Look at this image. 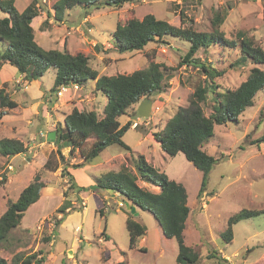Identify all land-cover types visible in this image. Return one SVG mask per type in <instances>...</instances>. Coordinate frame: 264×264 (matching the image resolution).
<instances>
[{"label": "rangeland", "instance_id": "obj_1", "mask_svg": "<svg viewBox=\"0 0 264 264\" xmlns=\"http://www.w3.org/2000/svg\"><path fill=\"white\" fill-rule=\"evenodd\" d=\"M32 1L14 0L20 12ZM54 1H38L41 7L32 22L35 39L42 47L83 53L89 57L90 65L100 75L131 73L147 67L152 60L175 69L172 70L170 88L148 96L153 102L149 117H138V106L144 99L120 117L123 125L131 123L122 136L123 141L131 147L130 150L118 143H111L93 161L82 166H68L74 184L71 191L67 192L68 200H78L77 205H72L71 213L79 212L74 217L73 214L70 215V224L73 226L81 221L83 200L77 195L79 191H83L82 195L88 196L87 210L83 220L84 227L77 236H82V240L91 239L92 243H80L72 249L74 254H71L68 249L75 232H71L69 224L62 225L64 220L55 226L54 236L46 227L41 230L36 228L39 224L36 221L42 212L54 211L58 204V199H55L49 204H37L25 212L21 225L13 228L7 238L0 242V258H5L12 264L17 255L26 258L36 254V260L44 257L41 264H105L108 260L104 257L107 255L106 251H109L110 261L114 262L125 258L129 264H177L178 243L175 239L164 236L152 211L141 209L138 215H134L147 227L146 235L142 236L147 239V243H141L142 247L132 249L124 220L128 215L127 207H112L106 210L103 217L96 209L97 198L101 196H96L98 178L102 173L112 169L120 170L122 166L137 172L135 162L143 154L158 171L165 172L171 179L185 186L191 208L184 230L185 243L199 253L198 264H264V213L236 223L231 242L222 238L231 215L244 208L264 211V142L252 143L264 135V89L256 94L254 105L248 107L238 120H228L215 126V135L205 144L204 149L219 158V161L209 172L203 193L199 194L203 171L196 168L183 152L170 156L155 139V132L165 127L180 106L189 104L192 93L206 78L193 65H179L191 42L167 35L164 41L152 42L141 51L121 53L112 35L117 24L125 22L131 13L138 18L152 13L177 26H192L201 32L213 31V21L220 15L223 18L220 29L227 38L240 42L238 35L243 32L256 45L264 48V0H135L116 8L92 7L88 9L90 12L87 16L84 15L86 8L78 5L70 9L64 19L54 17ZM0 15L2 17L5 14L0 10ZM197 56L211 62L218 70H224L215 79L220 85V92L236 89L255 66L251 60L238 64L240 48L219 43L202 47ZM259 66L264 69V64ZM13 72L14 70L6 69L7 76ZM54 72L51 67L41 78L40 84L27 82L26 79L23 81L21 76L18 77V71L12 79L7 78L5 71L0 75V88L3 87L6 93L20 102L16 109H2L5 114L0 118V138L15 135L28 145V150L21 155L7 158L0 154V216L5 212L9 199H15L17 195L19 197L20 189L39 170L40 158L33 155V152L36 153L34 149H40L38 139H41V143L44 141L51 144L52 139L46 131L48 122L52 124L54 131L58 126L65 127V117L75 107L80 110H95L99 117L103 116L106 96L95 92V87H92L94 80H89L78 88L70 84L60 93L53 92ZM38 85L46 97L38 93ZM214 96L215 94L210 93L208 100L202 103L207 116L215 112ZM24 99L26 104L23 103ZM24 107L29 110L35 107L34 111H42L43 114L40 118H34L33 122H27V117H23ZM47 107L51 115L45 116L43 110ZM12 126H15L14 131ZM40 132L47 134V137H40ZM33 133H39L37 138L31 136ZM92 141L93 138L88 139L86 146ZM56 148L55 145L53 150ZM28 156L34 158L32 162L27 161ZM82 160L80 151L75 149L70 161L77 164ZM40 171L42 173L43 169ZM44 176L55 179L50 173H44ZM138 183L155 192L160 190L158 186L141 180ZM99 192L104 195L107 193L103 188ZM121 196L123 195L119 194L115 199H123L124 196ZM59 218L56 212L50 217L54 223ZM105 233L110 235L111 240L103 243L99 238L104 239ZM54 238L55 241L51 244ZM36 260L31 264H39Z\"/></svg>", "mask_w": 264, "mask_h": 264}, {"label": "trees", "instance_id": "obj_2", "mask_svg": "<svg viewBox=\"0 0 264 264\" xmlns=\"http://www.w3.org/2000/svg\"><path fill=\"white\" fill-rule=\"evenodd\" d=\"M38 1L41 0H33L20 12L14 0H0V10L5 14L0 16V69L4 64H11L27 81L40 83L43 75L53 67L56 70L53 92H58L62 85L69 86L75 83L83 86L87 81L94 80L95 92H101L106 96L102 117H99L95 110H80L75 107L65 117L63 123L65 127L58 126L55 130L54 142L57 148L50 152L43 167L56 171L62 165V176H68L72 182L73 178L68 166H82L86 162L93 161L111 143H118L125 149H131L122 139L131 123L123 125L120 117L145 97L167 91L171 86L172 70L175 68L152 60L147 67L131 73L100 75L98 70L90 65L89 57L83 53H71L66 49H46L35 39V28L32 24L33 19L39 14L38 8L41 7ZM132 1L135 0H55L52 8L55 11V18L64 19L65 14L78 5L86 8L84 15H88L90 12L88 9L92 7L116 8ZM130 15L125 22L118 23L112 33L119 52L141 51L148 44L160 43L164 41L165 36L172 35L191 42L179 65L186 63L193 65L206 77L204 83H200L192 93L189 104L180 106L165 127L155 132V139L164 152L170 156L183 152L196 168L203 171V182L199 190V194H202L209 172L219 161V158L208 153L204 146L215 135L216 125L226 123L228 120H238L248 107L254 105L256 94L264 89V69L259 66L264 64V48L256 45L254 40L243 32L238 35L240 42L227 38L220 29V24L223 23L220 15H217L213 21L214 29L211 32L197 31L192 26H177L152 13L146 14L143 18H138L134 13ZM214 43L240 48L241 56L238 64L248 60L255 64L246 80L236 89L227 92L218 91L220 85L215 79L221 76L224 70H218L214 64L197 56V52L202 47L207 48ZM210 93L215 94L213 105L215 112L207 116L202 103L208 100ZM17 105L18 102L6 93L3 87L0 88V118L5 114L2 109H12ZM90 138H93V141L86 146ZM66 141L71 147L68 155L62 148ZM258 142H264V135L252 143ZM75 149L81 153L83 158L81 163L73 164L70 161ZM27 150L28 145L20 139L0 138V154L7 158L25 153ZM135 169L137 172L122 166L120 170L105 171L98 178V186L108 192L121 193L124 199L131 202L132 208L138 206L143 210L152 211L165 237L174 238L178 243L177 264H198L199 253L185 243L184 230L191 211L185 186L171 179L165 172L158 171L143 154L136 160ZM41 178V171H38L16 200L9 199L6 211L0 216V242L7 238L13 228L21 224L27 209L39 199L41 190L45 186ZM138 180L158 186L160 190L155 192L146 189L139 185ZM67 196L65 192V197ZM71 206L70 200L66 199L57 209L58 212L64 213L57 225L65 219L69 213L66 209ZM98 211L104 214V204L100 205ZM135 212L136 208L135 211L128 210L126 219L130 248H134L139 238L147 233V227L134 217ZM261 213L264 211L244 208L231 215L222 238L231 242L236 223ZM106 252L104 259L108 260L110 252ZM35 257L36 254L26 258L17 255L13 258L12 264H31L37 259ZM43 258L36 260L37 263L41 264ZM0 264H9V262L5 258H0ZM112 264L129 263L124 258Z\"/></svg>", "mask_w": 264, "mask_h": 264}, {"label": "crops", "instance_id": "obj_3", "mask_svg": "<svg viewBox=\"0 0 264 264\" xmlns=\"http://www.w3.org/2000/svg\"><path fill=\"white\" fill-rule=\"evenodd\" d=\"M44 1H46V0H44ZM49 1H52V0H49ZM28 6V5H27ZM26 6V7H27ZM52 10V9H51ZM1 16V15H0ZM50 49H52V48H50ZM13 65H11V64H4L3 66H2V68H1V71H0V75L2 76V74H3V72L5 71V75H6V69H10V70H14V72L11 74V75H6L7 76V78H10V79H12L13 78V76H14V73L16 72V71H18L17 70V68L15 67V66H13ZM54 80H55V75H56V70L54 69ZM19 73V72H18ZM21 76V78H22V80L23 81H25L24 79V77H23V75L22 74H20L19 73V75H18V77H20ZM4 78V77H3ZM2 78V80L4 81V79ZM27 82H29V81H27ZM30 83H35V84H37L38 82H36V81H31ZM40 83H42L41 81H40ZM40 83H38V84H40ZM85 85V84H84ZM93 88L95 87V81H93V86H92ZM37 90H38V93H41V96H43L44 94L42 93V90L40 89V86L38 85L37 86ZM94 90V89H93ZM93 90H92V93H93ZM28 94H26V96H27ZM46 97V96H45ZM17 102H18V105H17V107H19L20 106V102H19V100H17L16 98H14ZM26 99V98H25ZM23 100V103L24 104H26L25 103V101L26 100ZM47 104H49L48 102H47ZM36 105H39V104H36ZM17 107H15V109L17 108ZM27 107H24L23 108V117H27L26 119H25V121H27V122H33V120H34V118H40V116H42V111L41 112H39L38 110H35L34 111V109H35V107H32V108H30L31 110H29V109H26ZM47 108H48V110H47ZM47 108H44V110H43V112L45 113V116H47V114L49 115L50 113H48L49 112V107H47ZM6 109H10V108H6ZM12 109H14V108H12ZM31 111H33V113L31 114ZM35 112H37L39 115H37ZM47 112V113H46ZM6 115H8L7 114V112H6ZM51 115V114H50ZM51 120V119H50ZM47 121H48V119H47ZM51 123L50 122H48V127H47V130L46 131H48V133H50V132H55L54 130H53V126H52V124L50 125ZM52 126V127H51ZM14 128H15V126H12V131H14ZM42 130V129H41ZM39 134V133H38ZM38 134H31V136H33L34 138H36L37 136H38ZM55 136H56V133H55ZM7 137V136H6ZM10 137H12V138H17V137H15V135H13V136H10ZM17 139H19V138H17ZM39 140V142H38V144L40 145V149H34V151H36V153L35 152H33V155H35L36 154V156H39V158H40V161H39V165H40V167H39V170L38 171H40L41 169H43V171H42V173H41V176H42V178H41V180L45 183V186L42 188V190H41V194H40V197H39V199L35 202V203H33L27 210H29V209H32L35 205H37V204H40V203H43V204H49L50 203V201L51 200H55V199H58V204L57 205H55V207H54V211L53 212H51V213H46V211H44V212H42V214H41V216L39 217V220L38 221H36V222H39V224L36 226V228L38 227V229L39 230H41V229H43V228H48V230H49V232L52 234L53 233V236H54V231H53V229H52V227H51V225H52V223H51V221L49 220L50 219V217H51V215H53L54 214V212L64 203V201L67 199L68 200V196L67 197H65V195H64V186H63V181H64V179H63V176H62V168H63V166L61 165L60 167H59V169L58 170H56V171H51V170H48V169H45L43 166H44V164H45V162H46V160H47V158H48V156H49V154H50V152L53 150V148H55V146L53 145H51V144H47L46 142H44V141H42V143L40 142V140L41 139H38ZM57 145V144H56ZM68 145H65V143H63V151L64 150H66L67 149V153L69 154V151H68V147H67ZM67 154V155H68ZM17 155H21V154H17ZM16 156V155H15ZM40 156H42V157H40ZM30 159V160H29ZM34 158H30L29 156H28V160L27 161H30V162H32V160H33ZM70 160H71V158H70ZM71 163H73V162H71ZM17 170V169H16ZM112 170H114V169H112ZM37 171V172H38ZM46 171V172H45ZM116 171V170H115ZM36 172V173H37ZM35 173V174H36ZM44 173L45 174H49L50 173V175H52L53 177H55V179L54 178H51V177H45L44 176ZM35 176V175H34ZM34 178V177H33ZM73 180V179H72ZM31 182V181H30ZM29 182V183H30ZM74 182V181H73ZM144 182V181H143ZM28 183V184H29ZM27 184V185H28ZM27 185H25L22 189H20V192L27 186ZM99 189H101V188H99V186L97 187V192L98 193H96V196L98 197V195H101V196H99L98 198H97V201H98V203L96 204V209L98 210V208L100 207V205H102L103 204V201H104V199H105V197H106V195H104V194H102L101 192H99ZM71 191V190H70ZM107 191V190H106ZM84 192L83 191H79L78 192V195L77 196H80L81 198H82V200H83V202L85 203V207H84V212L82 213V214H80V217H81V221L80 222H78V223H76V224H74L73 226L70 224V222H71V220L72 219H70V215H72L73 214V216L72 217H74L76 214H78L79 212L78 211H74L73 213H71V212H69V215H67L66 216V218L64 219V221H63V223H62V225H64V226H67L68 224H69V226H70V230H71V232H75L74 233V237H73V240H72V244H71V246H69V252H72V249H74L75 247H77V246H79L80 245V243H82V244H91L92 243V240L91 239H88L87 238V240H82V236L80 237V236H77V234L79 233V231H82V228L84 227V224H83V220H84V217H85V213H86V208H87V202H86V199L88 198V196H83L82 194H83ZM72 194H74V192L72 193ZM110 194H112L113 196L115 195V196H117V192L115 193V192H110ZM111 195V196H112ZM121 197H123V196H121ZM18 198V195H17V197L15 198V199H12V200H16ZM124 198V197H123ZM70 201L73 203V204H77L78 203V200H77V198L76 199H70ZM125 204H126V207H127V210H129L128 209V206H130L131 205V202H129L128 200H126L125 201ZM68 208V207H67ZM6 209H7V207L5 208V211H6ZM106 210H109V209H106L105 207H104V213L106 212ZM141 210V208L140 207H136V213L134 214V215H138L139 214V211ZM71 213V214H70ZM59 214V213H58ZM100 215H101V217H103L105 214H102V213H100ZM24 216H25V214H24ZM24 216H23V218H22V220L24 219ZM127 217H128V215H127ZM127 217L124 219V220H126L127 219ZM137 219V218H136ZM21 225V224H20ZM19 225V226H20ZM40 225H41V227H40ZM107 228L105 227V230H106ZM161 231H162V228H161ZM163 232V231H162ZM105 236H103L104 237V239H102V238H99V240L100 241H102L103 243L105 242V241H108V240H111V237H110V235H107L106 233L104 234ZM146 235V234H145ZM145 235H143V237L145 236ZM165 236V235H164ZM143 237H140L139 238V240L137 241V244H136V246L134 247V249H136V247H142L141 245V243H147V239H144ZM167 238V237H166ZM167 239H169V238H167ZM172 239H174V238H172ZM54 241H55V238L53 239ZM144 246H146V245H144ZM72 247V248H71ZM133 249V248H132ZM103 250H105V249H103ZM103 250H102V252H103ZM71 254H74V252H72ZM111 254V253H110ZM111 255L109 256V259H108V261L105 263V264H112V263H114V261H110L111 259ZM110 261V262H109ZM117 262V261H116Z\"/></svg>", "mask_w": 264, "mask_h": 264}, {"label": "built area", "instance_id": "obj_4", "mask_svg": "<svg viewBox=\"0 0 264 264\" xmlns=\"http://www.w3.org/2000/svg\"><path fill=\"white\" fill-rule=\"evenodd\" d=\"M75 87L78 88L79 86L77 84H75ZM65 88L66 87H61V89L59 90V93L62 92V90H65ZM135 125H137V122ZM40 135H41L40 137H44V136L47 137V134H45L43 132H40ZM51 145L55 146L54 142H51ZM63 179H64V181H63L64 190L65 191L70 190L72 187V182H71L70 178L66 176V177H63ZM103 204H104V207L106 209H110L112 207L122 208V207L126 206L124 199L118 200V199H115V195L111 196L109 194H106V197L103 201ZM75 205H76V203H75ZM82 207L83 208L85 207L84 202H82Z\"/></svg>", "mask_w": 264, "mask_h": 264}, {"label": "water", "instance_id": "obj_5", "mask_svg": "<svg viewBox=\"0 0 264 264\" xmlns=\"http://www.w3.org/2000/svg\"><path fill=\"white\" fill-rule=\"evenodd\" d=\"M152 103L153 102H152V99L150 97H146V98H144V100H142L140 102V105L138 106V116L140 118H147V117H149L152 114ZM49 137L54 140L55 139V132H50L49 133ZM64 143H65V145H68L67 141L64 142ZM67 147H68V151H69L70 146H67ZM64 152H65L66 155L68 154L66 150H64ZM109 191H111V190H109ZM135 208L136 207L132 208L131 205L128 206V209L132 210V211H135Z\"/></svg>", "mask_w": 264, "mask_h": 264}, {"label": "clouds", "instance_id": "obj_6", "mask_svg": "<svg viewBox=\"0 0 264 264\" xmlns=\"http://www.w3.org/2000/svg\"><path fill=\"white\" fill-rule=\"evenodd\" d=\"M75 85V83H73V86ZM78 85V84H77ZM79 87H81L80 85H78ZM61 87H69V86H64V85H62V86H60L59 87V90H60V88ZM59 90H58V92H59ZM139 117V116H138ZM140 118V117H139ZM137 122V121H136ZM55 140V139H54ZM54 140L52 139V142H54ZM54 144H55V142H54ZM56 145V144H55ZM19 154H23V153H19ZM63 177H66V176H63ZM68 177V176H67ZM72 188V187H71ZM65 191V190H64ZM70 190H67V191H65V192H69ZM65 192H64V195H65ZM113 193V192H112ZM116 193V192H115ZM118 194L117 195H119V194H121V193H119V192H117ZM106 194H109V195H112V194H110V192H108L107 191V193ZM124 199V198H123ZM124 201H125V199H124ZM71 202V201H70ZM71 204L72 205H75V204H73L72 202H71ZM77 205V204H76ZM126 207V206H125ZM70 208V209H69ZM71 209H72V206L71 207H68L67 209H66V211L67 212H70L71 211ZM56 213H57V215H58V217H60L59 219H61L62 217H63V212H58L57 210L55 211ZM59 213V214H58ZM59 219H56V221H55V223H54V221L53 220H51V219H49L50 221H51V223H52V225H51V227H52V229H53V231H54V228H55V226L57 225V222H58V220ZM41 227V226H40ZM54 242V240H52L50 243L52 244Z\"/></svg>", "mask_w": 264, "mask_h": 264}]
</instances>
